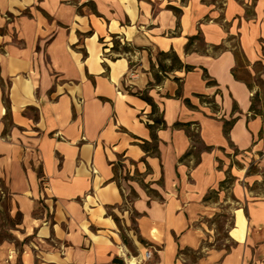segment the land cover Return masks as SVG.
Here are the masks:
<instances>
[{
	"label": "crops",
	"instance_id": "crops-1",
	"mask_svg": "<svg viewBox=\"0 0 264 264\" xmlns=\"http://www.w3.org/2000/svg\"><path fill=\"white\" fill-rule=\"evenodd\" d=\"M261 82L264 0H0V264H264Z\"/></svg>",
	"mask_w": 264,
	"mask_h": 264
},
{
	"label": "trees",
	"instance_id": "trees-1",
	"mask_svg": "<svg viewBox=\"0 0 264 264\" xmlns=\"http://www.w3.org/2000/svg\"><path fill=\"white\" fill-rule=\"evenodd\" d=\"M113 49L114 50L118 49V43L117 42H115V45H114ZM160 56L163 58L161 61H164L166 59H169L171 61V66H167V65L163 64L162 62L159 64L160 72L163 73V74L165 72L167 73V72L171 71L174 68L183 69L186 72H189V71L192 70V67L187 66V65H183L182 62L180 61V59L178 58V56L175 53H160ZM155 80H156L157 83H159L162 80V78H161V76L159 74H156L155 75ZM260 84H261V87H264L263 82H261ZM137 95H139L142 99L147 101L153 108V114L157 115V112H158L157 105L154 103L152 98L149 97L146 92H144V93L139 92V93H137ZM260 101H261L260 100V94L259 93L255 94L254 97H253V102H252V107H251V111L254 112L255 114L258 113L257 103L260 102ZM153 121H154V124L153 125H148V126L152 130L153 141H156L157 138H156V135H155V130L157 128L166 127V124L162 120V118H160L159 116H156ZM233 124H234V120L230 121V122H228V121L225 122V124H224L225 134L229 133V131H230L231 127L233 126ZM190 138H191V140L194 143H197V140H196L197 135L196 134L190 135ZM194 148H196L195 145H193L192 149L189 151V153L186 155V157H188V156L193 154ZM131 196L133 198L137 197V195H136V193L134 191L131 192ZM115 220L118 221V219L116 217H115ZM124 239L126 241V238H124Z\"/></svg>",
	"mask_w": 264,
	"mask_h": 264
},
{
	"label": "rangeland",
	"instance_id": "rangeland-1",
	"mask_svg": "<svg viewBox=\"0 0 264 264\" xmlns=\"http://www.w3.org/2000/svg\"><path fill=\"white\" fill-rule=\"evenodd\" d=\"M155 53H156V57L157 58H160L161 60L163 59L159 54H157V52H155ZM249 171H250L249 173L257 174L260 177V179H261L260 185H264V172H261L253 162H250V164H249ZM257 190H259V188H257ZM128 196H129V198H132L130 196V194ZM229 199L233 203V201H234L233 200V197L232 196L231 197L229 196ZM7 203H8L7 200H3V202H2L3 209L0 210V230H1V234H2L3 238L11 239V236L8 233V227H10V224L12 223V221L9 219L8 212H7L6 208H5L7 206ZM233 205H234V203H233ZM130 216L133 219L135 217V214L134 213H130ZM229 218H230V215H228L227 213H225V215L221 214L220 216H217V217H215L213 219V221L216 224V230L219 233L217 239L224 240L226 238V235L227 234H226L225 230H226V228L229 225L228 224ZM118 222L121 225V229H122L121 232H122V234L124 235V237H126L125 228L122 225L121 219H118ZM130 229L135 230V226H134L133 223H131ZM15 243L18 244L17 242H15ZM125 243H126V245L128 247L131 248L132 253L133 254H136L135 248L133 247V245L131 244V242L129 241V239H127V237H126Z\"/></svg>",
	"mask_w": 264,
	"mask_h": 264
},
{
	"label": "built area",
	"instance_id": "built-area-1",
	"mask_svg": "<svg viewBox=\"0 0 264 264\" xmlns=\"http://www.w3.org/2000/svg\"><path fill=\"white\" fill-rule=\"evenodd\" d=\"M155 252V246L145 243L141 252L137 253L136 255H132L127 249H125V251H123V249L120 250V258L125 260V264H151L154 259Z\"/></svg>",
	"mask_w": 264,
	"mask_h": 264
}]
</instances>
